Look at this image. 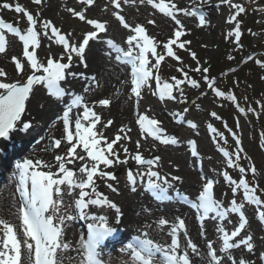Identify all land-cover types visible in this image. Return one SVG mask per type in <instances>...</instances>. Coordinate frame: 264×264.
I'll use <instances>...</instances> for the list:
<instances>
[{"label": "snow or ice", "instance_id": "snow-or-ice-1", "mask_svg": "<svg viewBox=\"0 0 264 264\" xmlns=\"http://www.w3.org/2000/svg\"><path fill=\"white\" fill-rule=\"evenodd\" d=\"M77 2L84 7L80 10L69 7L66 10L72 17L90 26L91 30L83 32L82 39L75 42L70 39L71 32L64 34L51 20H38L41 15L39 12L33 14L19 3H15V5L0 4V8L23 14L27 22L26 30L22 31L12 22H6L0 18V54L7 51L8 41L5 33L14 35L22 43V56L14 55L11 57L17 78H8L7 72L0 68V78H3L0 79V138L7 139L12 131L17 130L18 122L22 124L20 130L30 128V123L23 122L21 118L26 111V102L30 99L36 85L42 84L47 89V94L56 99H63L66 95L70 97L69 103L64 106L62 117H60L63 121L62 139L53 140V147L55 148H59L63 141L66 144V151L54 157L55 165L42 160L33 161L29 158H25L15 165L16 192L19 196V202L18 204L13 202L14 211L12 215L16 217L19 223L14 224L9 220L0 218V264H63V254L71 247L62 239L63 225L66 221L76 218L67 209L61 214L64 195L74 196L73 203L69 207H74L77 216L92 221L87 225V238L81 236L80 240L77 241V248L74 249L79 256L77 264H105L99 249L104 239L114 233L116 229L109 226L106 216L89 214L88 210L89 206L107 207L115 211L117 223L119 222L120 208L97 188V179L107 181L117 179L113 172L107 170L109 168L128 165L130 160L138 166H147L146 173H134L131 168H128L126 171L127 182L132 186L131 190L135 191L137 178L146 175L149 179L144 186L145 191L160 202L169 199L168 190L173 187L169 180L170 174L161 175L158 171L153 170L158 166L159 156L146 159L139 151L140 140L135 141V152H130L127 145L123 143V141H131V127L121 126L114 134V138L106 136L104 130L112 125L113 121L108 120L104 123L101 116L92 107L84 103V98L81 95L66 92L60 86V82L64 81L67 75H83L67 71L73 66V56L80 58L83 63V53L89 42L99 39L100 33L107 32V21L91 19L86 15L87 8L94 4V0H77ZM138 2L151 5L153 9L158 10L166 17H170L175 22L176 28L167 41H156L154 37L147 34L143 25L136 24L133 26L129 24L121 11H116L121 10V3L133 5L137 3V0H110V4L116 9L112 11V16L119 21L124 29L133 34L126 39L127 51L117 46L111 39L104 42L110 49L118 53L115 57L118 62L128 64L131 67V93L136 98L137 106L135 123L139 126L141 137L143 138L146 133L147 136L158 140L161 144L175 145L178 140L174 136H168L164 133L160 127V121L139 112L141 90L144 87L150 88V81L154 79L156 90L152 93L153 95H158L160 100H177V95L174 93H179L180 102L184 103V89L181 85L187 84L192 88L200 87L197 80L184 71L186 65H183V59L178 55V50L189 52L192 60L196 61L197 66L191 71L206 74L209 69L201 68L196 54L186 48L190 41L181 39L185 35V29L180 19L177 18V14L183 13L185 16L198 17L201 26L206 22L205 17L199 9L179 8L173 0H167V2L166 0H158V2L157 0H138ZM222 2L230 3L231 8L236 10L230 16L228 23L237 21V17L245 12V8L239 3H231V0H222ZM32 3L41 5L43 0H32ZM105 10H107V6ZM148 23L154 24L155 22L148 20ZM38 27L42 30L44 37L50 41L54 38L55 44L63 46L59 59L54 58L51 54L47 55L46 64L38 59L37 49L41 45V31L37 30ZM233 34L236 38L235 42L239 44L241 31L238 21L228 35ZM158 48H162V51H158ZM137 49L138 51H135ZM149 54L154 59V63L149 60ZM166 57L182 65L177 67L176 71L181 73L183 79L173 76L171 77L173 83L161 81V77L157 73L160 70L161 62ZM65 59L67 62H62ZM248 59L251 60L252 57L249 56ZM256 63L264 67V61L256 60ZM37 73L42 74L38 75ZM91 79L94 81L95 78L92 77ZM203 79L216 96L225 95L224 92L215 88L214 78L210 80L207 75H204ZM228 98L230 100L236 99L235 96ZM98 104L108 106L110 101L101 99ZM74 108H82L83 110L75 115L73 121L70 117ZM188 111V108H184L183 113H174L176 122H185L184 113ZM210 115L219 119L215 112L210 113ZM186 123L190 128L195 129L197 127L190 120ZM98 125L101 127H97ZM237 128H239V123H237ZM208 130L223 139V134L217 133V130L211 125H208ZM233 139L236 145L233 153H229L222 147L218 148V151L226 158L228 168L238 169L240 178L238 181L233 179L227 171L221 172L220 175L231 186L233 197L237 191L243 192L242 202L238 203L233 198L229 202V206L224 207L221 202L213 197V188L217 181L202 174L201 180L204 183L197 197L198 203L191 205L198 211V221L207 218L208 213H215L212 219H219L220 221L227 219L228 223L232 224L233 221L228 219L229 214L238 216V222L235 223L230 232L226 231L223 224L217 225L216 231L220 234L219 238L222 241L218 252L224 255L223 257L218 255L213 243L208 241L206 244L208 264H226V262L227 264H255L254 261L246 260L243 257L237 260L230 252V250L240 248L243 245L248 253H252L254 245L251 235L244 236L235 242L230 241L240 237L248 224L242 210L245 203L257 206V217L261 222H264V210H261L264 209V200L257 194L258 191L264 193V189H259L258 184H250L245 178L247 172L255 176L257 169L254 164L249 165L247 169L239 165L238 162L243 152L242 142L235 133H233ZM188 143L191 146L192 156H197L195 141ZM121 153H123V159H121ZM77 162L80 163L78 168L69 167V165H75ZM53 167H55V171L52 170ZM170 179L177 181L180 180V177L170 176ZM64 186H66L67 192H65ZM106 187L113 192L118 191L111 183H106ZM77 189L79 192L78 195H75ZM175 195L182 200L188 199L184 193L177 192ZM169 223L165 218H160L157 221L159 227L169 225ZM180 233L184 234L187 243L186 248L178 253L181 248ZM168 234L170 236V244L168 245H161L147 238L148 233L146 232L142 233L143 238L141 236L134 237L123 249L128 253L129 264H191L188 250H191L194 255H199V251L197 245L188 237L185 221L177 216L175 222L171 223ZM200 235L203 237L205 233L202 231ZM258 259L264 264V251L259 254Z\"/></svg>", "mask_w": 264, "mask_h": 264}, {"label": "rangeland", "instance_id": "rangeland-1", "mask_svg": "<svg viewBox=\"0 0 264 264\" xmlns=\"http://www.w3.org/2000/svg\"><path fill=\"white\" fill-rule=\"evenodd\" d=\"M69 1V2H68ZM222 2V0H214L210 2L213 6L209 7L211 4L206 3L203 9L204 11H208L207 26L201 29L196 30L193 34L189 33V35H184L182 40L190 41V44L186 45V48H189L191 52L196 54L197 60L199 61V65L201 68H208L210 71H213L216 75L221 72L223 69L228 68V66L235 65L239 62V59L246 58L250 54H257V58H252L248 64L256 63V60H259L258 55H264V0H234L231 3H239L245 8V12L241 13L237 17V21L240 24L241 36L243 32L248 33L246 37H244L243 41L239 40V44L235 42V35L229 36V32L235 28L237 21H233L232 23H228L230 16L236 11L232 9L230 3H225V7L219 8L217 2ZM258 1V2H257ZM158 2V0H157ZM2 3H10L15 5V3H19L22 6L26 7L33 14L39 12L41 15L38 17L39 19H48L52 20L55 17L56 21H54V25L61 29L64 34L69 32L72 33L71 40L73 42L79 41L82 39V33L88 30H91L90 26L86 25L84 22L79 21L77 18L71 16L70 13L67 12V8L72 7L77 10H80L84 7V5L79 4L77 0H43L41 5H35L32 3V0H1ZM209 4V5H208ZM107 6V10H105ZM58 7V8H57ZM116 9L110 4V0H94V4L87 8L86 15L91 19H98L101 21L112 22L114 27L123 30L124 29L119 26L116 22L115 17L112 16V11ZM121 14L125 17L126 21L135 26L136 24H141L146 28L148 34L152 35L156 41L166 42L167 39L172 35L174 28H176L175 22L165 16H159L156 9H153L151 5L148 4H140L137 0L136 4L126 5L121 3ZM0 18H3L5 21L13 22L16 25L21 26L23 30H26L27 22L26 18L23 17V14H17L13 10L3 9L0 11ZM180 19V18H179ZM148 20H153L154 24H149ZM181 21V19H180ZM192 22L195 25L194 18L192 17ZM166 23L168 28L163 29V25ZM182 23V21H181ZM196 26V25H195ZM37 30L41 31V45L39 47L38 59L43 61L45 64L47 62V55L49 54L47 51L43 50V48L48 44V38L44 39L42 35V30L37 28ZM262 30V31H261ZM111 29L109 25H107V32L99 34L98 42L111 39L109 36ZM133 33L130 32V35ZM198 34V35H197ZM199 34H201L199 36ZM125 38V43H126ZM117 46L121 45V42L114 40ZM244 44H243V43ZM195 43V45H193ZM60 51H63V46L59 45ZM124 51L128 50V45L126 48H122ZM158 51H162V48H158ZM40 53V54H39ZM238 54L240 56L237 60L232 58L233 55ZM21 57L22 50H20V45H13V41L9 40L8 50L6 53L0 54V63L4 62L5 70L7 72H12L14 70V65L11 62L12 56ZM178 55L183 59V65H186L184 71L188 72V75L193 79L197 80L200 84L198 88H192L191 86L184 84L181 87L184 89V103L180 102L179 93H176L177 100H168L164 99L159 102L154 98L152 94V86L144 87L143 92L141 94V98L139 100L138 109L140 113H143L144 109L147 107H151L153 105H159L164 108L174 123V113H183L184 108H188L189 111L184 113V120H190L197 125L194 130H185L182 125L178 126L175 123V132L173 136L178 140V147H167L166 149L170 152H179L182 151L183 156L187 160L191 161V169L196 171V167L198 164L201 165L203 169V174L209 178L217 181L216 190L224 191L227 190V186L231 188L229 184L223 185L221 172L227 171L230 176L233 178L240 177V173L238 169L228 168L226 158H222L219 155L218 148H229V153H233L236 149L235 141L233 139V133L236 136L240 137L242 142L243 152L241 153V159L238 162L241 167L248 168L249 165H255L256 167L263 168V171L256 173L255 176L252 173H247V176L251 177L249 181L260 182L264 186V145L259 141V138L263 135L260 132L259 125L257 127L256 124L252 122V120H256V118L251 117V109L243 110L246 113V116H234L233 111L231 109L229 113V119L225 121L229 126L225 127L224 124H221V121H217L214 117L210 115V113L215 112L218 114L222 112L224 106H220L218 101V96L214 94V92L206 86V83L202 79L201 74L199 72H193L191 69L197 66L196 61L192 60L189 52L184 50H178ZM53 56V55H52ZM55 57V56H53ZM231 57V59H229ZM59 59L58 57H56ZM62 62H66L65 60ZM154 59L152 63H154ZM1 63V64H2ZM245 64V63H244ZM242 64V65H244ZM239 65V64H238ZM182 65L179 62L172 60L171 58L166 57L164 61L161 62V67L159 72L157 73L161 77V81L172 82L171 77L175 76L179 79H183L181 73L177 72V67H181ZM237 67V66H236ZM234 67V68H236ZM1 68V67H0ZM235 70L231 69L230 71ZM17 78V77H16ZM15 78V79H16ZM215 87L218 86L221 80L214 78ZM244 80L248 83L254 84L259 87V90H262V85L260 83L255 82L252 73H246L244 75ZM76 83L73 82V79L68 80L65 85L69 89L70 93H73L74 87H76ZM151 84V83H150ZM71 87V89H70ZM212 91V92H211ZM231 96V93L228 97ZM212 97V98H211ZM216 99V100H215ZM230 100V99H229ZM32 105L33 102L31 103ZM44 104L43 100H37L35 106L41 108ZM66 104V103H65ZM136 104V100H135ZM64 108V105L60 106L58 110L52 115L44 118L45 120L41 122H35L34 126H32V130L30 134H38L39 128L41 125H44L49 119H51L54 115L60 116L61 110ZM261 110V109H260ZM257 110L258 112H262ZM242 111V112H243ZM264 111V110H263ZM150 117V113H143ZM214 118V120H213ZM264 118V112L262 115H259V119ZM133 121L135 117H132ZM23 122H26V119H22ZM237 123H239V128H237ZM18 127L16 133L21 129V125L18 122ZM208 125H211L213 128L217 130V133L223 134V139L219 135L213 134L208 130ZM195 139L198 142V148L200 150V157L198 159H190L188 154L187 141L190 139ZM31 142H28L30 145ZM2 144H0L1 147ZM233 159L235 157L233 156ZM13 162L10 163L9 168H2V171H12L14 168L11 166ZM114 174L116 177H120L124 180V174L119 171H115ZM173 183H176L173 181ZM198 187V191H199ZM174 194L176 192L183 193L179 190V187L173 186L171 188ZM240 194H243L242 191H237L235 197H233V193L231 189L228 191V197L225 202L218 200L222 203L224 207L229 206V202L235 198L238 203L241 201ZM219 198V195H218ZM176 201H179L178 199ZM180 202V201H179ZM242 202V201H241ZM170 205H174V202ZM245 210V206L242 209ZM264 210V209H261ZM253 214V213H251ZM250 216V214H249ZM255 216L251 215V219L249 218V222L247 227L245 228L244 234L245 236H252V243L254 245V250L249 255L256 256L255 264H262V262L258 259L259 254L264 251V231L261 232V226L256 224ZM234 226V225H233ZM233 226L230 228L229 232L233 229ZM127 232L129 238L132 234H137V232L132 230H124ZM170 236H168V239ZM206 250V248L204 249ZM249 260H251L249 258Z\"/></svg>", "mask_w": 264, "mask_h": 264}, {"label": "bare ground", "instance_id": "bare-ground-1", "mask_svg": "<svg viewBox=\"0 0 264 264\" xmlns=\"http://www.w3.org/2000/svg\"><path fill=\"white\" fill-rule=\"evenodd\" d=\"M208 1L209 0H173L179 8L189 9L195 6H203L208 3ZM1 10L2 8H0V11ZM159 14L164 16L162 13ZM177 18H180L182 21L185 29V35H189L190 33L192 35L191 37H193L196 30L199 32V28L193 24L191 17L185 16L183 13H178ZM52 19L53 21H51L54 23V21H56L55 17ZM108 25L111 29L109 35L111 40H117L125 46V38L130 35V31L119 30L115 28L113 23L110 21L108 22ZM164 28H168L166 23L163 25V29ZM200 35L201 34H199V36ZM45 38L47 37H44V39ZM98 41L99 40L90 41L89 45L86 46L85 52L83 53V63L80 58L75 55L73 56V66L67 71L70 73L83 74L82 76H66L67 81L73 79L74 82H77L76 87L74 88L75 93L73 94L77 93L78 95H81L84 98V103L92 107L93 110L101 116L104 123L108 120L113 121V124L104 130L106 136L114 138V134L121 126L131 127V141H123V143H125L129 148L130 152L136 151L135 141L140 140L141 147L139 151L146 159L155 156L160 157L158 166L153 170L158 171L161 175L170 174V176L180 177V180H177V183L172 184L169 176L170 183L173 186L179 187V190L185 193L188 197H195L198 194V187L201 189L204 183V181L201 180L202 174L191 169V161L187 160L185 156H183L181 150H178L179 152H170L166 148H163L160 144L149 141L145 136L143 138L141 137L140 130L132 119L133 116L135 117L137 107L132 97L133 94L131 93V77L128 68L115 59L113 49H110L102 41ZM193 45H195V43H193ZM59 48L60 47L54 43V40H48V44H46L43 50L47 51L49 54L55 56L54 58H56L59 57L62 52ZM1 63L0 67L4 69V62L2 64ZM7 74L10 79H15L17 77L15 69L12 72H7ZM92 77L95 78L94 81L91 79ZM101 99H108L110 104L108 106L99 105L98 101ZM37 100L44 101L41 108L35 106ZM68 101L70 100H65L64 102L54 100L47 96L43 90L42 84L36 85L30 99L26 102V111L22 115L21 119H26V122H29L32 126H34L35 122L45 120L44 118L56 112L61 104L69 103ZM32 102L34 105L31 104ZM82 110V108H74L70 118L74 121L75 115L78 112H82ZM143 111L150 113L152 118L160 121L161 127L174 131V124L160 106L153 105L151 107H147V109H144ZM60 117L62 116L54 115L41 126L36 140L28 149H26L24 154L20 155L17 162H20L25 158H29L33 161L42 160L46 163L55 165L54 157L56 155L63 154L66 151V144L63 141L59 148L53 147V140L62 139L63 136V121ZM97 127H101V125H98ZM0 141L3 143V140ZM14 145L15 141L10 140L9 142L4 143L3 148L8 149L9 147H14ZM2 153L3 152H1V154ZM121 159H123V153H121ZM79 166V162L75 165H69V167L75 168H78ZM128 168H131L134 173H144L147 171L146 168L136 165L135 162L131 160L128 165H118L107 170L113 173L116 170L123 173ZM52 170L55 171V167H53ZM16 179V171L12 170L5 181L0 184V218L9 220L14 224L19 223L16 217L12 215V212L14 211L12 208L13 202L15 201L17 204L19 202V196L16 192ZM106 183H111L118 191H111L106 187ZM130 186L131 185H129L125 179L121 180L120 177H117L115 181L97 179L98 191L104 193V195H106L111 201L117 204L121 210V215L119 222L117 223L116 213L114 210L107 207L97 208L95 206H89V214L106 216L108 218L109 226H111L110 224H113L111 227H115L117 230H132L141 235L146 232L148 233L147 238H150L154 242L161 245L170 244V238L168 239L170 225L175 222V218L179 216L185 221L188 237L197 245L199 251V255H194L191 253V250H188L191 264H208V258L205 255L204 249L206 248L207 242L211 241L214 248L217 249L218 252L222 243L219 238L220 234L216 230L211 231L209 229H204V227L201 230L194 223V213L190 209L182 206L180 203L174 202V205L156 204L142 192L135 194L132 193L129 190ZM64 190L67 192L66 186H64ZM78 192V189L75 190V195H78ZM73 199L74 196L64 195L63 204L61 205V214H63L67 209L68 212L75 215L74 208L69 207V205H72ZM160 218L167 219L170 222L169 225L159 227L157 221ZM71 221H66L63 225L62 239L71 246L70 249L63 254V264H77V261L79 260V256L74 249L77 248V241L80 240L81 234L78 230L73 229ZM223 226L226 231L230 228L226 223H223ZM202 231L205 233L203 237L200 235ZM180 241L181 248L178 250V253L182 252L186 248L187 241L185 240L183 233H180ZM231 254L236 257L237 260L241 257L246 260H249L250 258L251 261L256 263V256L248 255V253L245 252L244 247L231 251ZM218 255L223 257L222 253L218 252ZM105 259L111 264H129V256L125 251H115L113 254L105 257Z\"/></svg>", "mask_w": 264, "mask_h": 264}, {"label": "trees", "instance_id": "trees-1", "mask_svg": "<svg viewBox=\"0 0 264 264\" xmlns=\"http://www.w3.org/2000/svg\"><path fill=\"white\" fill-rule=\"evenodd\" d=\"M251 69V73H253V78L257 77L255 82H259L260 75L257 74L258 72L253 68ZM249 68L242 69L238 74H236L235 78L229 79L225 81V86L229 89H232L235 92L236 96L241 100L242 103L255 105V99H260L264 95H262L261 90H252V84L244 81V75L250 72ZM262 75V73H261ZM249 88V89H248ZM248 93V94H247ZM249 95V96H248ZM244 101V102H243Z\"/></svg>", "mask_w": 264, "mask_h": 264}]
</instances>
